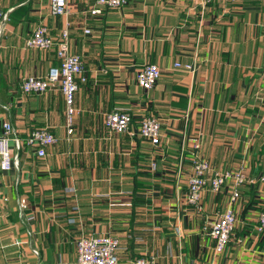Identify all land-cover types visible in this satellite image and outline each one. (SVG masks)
Listing matches in <instances>:
<instances>
[{"label":"crops","instance_id":"0c3cea01","mask_svg":"<svg viewBox=\"0 0 264 264\" xmlns=\"http://www.w3.org/2000/svg\"><path fill=\"white\" fill-rule=\"evenodd\" d=\"M95 2L69 0L58 17L50 0H0V135L10 122L23 144H12L19 169L0 170V264H78L77 240L102 236L119 239V264H263L264 0H128L93 16ZM40 24L55 38L68 29L85 63L71 140L61 91H22L23 79L60 65L55 51L26 47ZM147 64L162 69L151 90L137 78ZM110 112L131 113L134 135L107 130ZM145 116L161 121L159 146L138 135ZM44 127L58 141L40 159L26 140ZM196 142L216 169L243 168L250 180L235 205V248L221 256L204 227L227 207L231 185L207 191L201 213L188 204Z\"/></svg>","mask_w":264,"mask_h":264},{"label":"built area","instance_id":"2783aa9c","mask_svg":"<svg viewBox=\"0 0 264 264\" xmlns=\"http://www.w3.org/2000/svg\"><path fill=\"white\" fill-rule=\"evenodd\" d=\"M217 0H200L206 5ZM235 3L239 0H227ZM128 4V0H96L95 5L89 10L93 16L104 14V9L120 10ZM69 0H50V12L54 16H65L69 14ZM88 29L86 33H90ZM70 32L64 29L60 38L52 37L50 30L40 24L33 35L26 41V47L30 49H41L55 51L56 58L60 65L50 69L46 77H27L22 80V91L26 95H42L51 91L60 90L66 105V131L69 140L75 135V120L79 115L76 104V94L81 84L88 82L85 77V63L80 55L73 53L71 48ZM175 68L188 73L196 71L193 64H175ZM162 69L159 65L147 64L140 69L137 75L139 86L144 90L153 89L160 77ZM133 116L128 112H110L105 119L106 129L116 134H131ZM161 121L154 116H145L141 119L138 127V135L148 139L154 146H159L162 136ZM58 139L46 127L36 129L28 136L26 144L36 150L38 158L47 156V148L57 144ZM14 144L16 150L22 147V141L18 137L16 129L10 122L3 125V134L0 135V170L7 172L12 169H19V155L12 150ZM201 145L196 142L191 153L192 175L189 178L187 202L196 208L198 213L203 211L204 195L207 191L218 194L228 185H231L227 207L218 211L210 221H206L205 232L214 240V253L221 256L230 248L232 238L237 231L238 216L235 212V205L238 203L241 194V187L249 183L243 168L237 171L223 172L216 169L210 162L200 155ZM260 184H264V173L260 176ZM27 208L26 201L20 202V209L23 212ZM255 231L257 236L264 234V203L259 210ZM241 241H239L240 243ZM120 241L115 237H82L77 240L76 250L78 251V264H119ZM38 255V251H35ZM263 255V254H262ZM132 264H159L154 258L137 259Z\"/></svg>","mask_w":264,"mask_h":264},{"label":"rangeland","instance_id":"374dc122","mask_svg":"<svg viewBox=\"0 0 264 264\" xmlns=\"http://www.w3.org/2000/svg\"><path fill=\"white\" fill-rule=\"evenodd\" d=\"M236 245L233 241L231 242V244H230V251H228L229 253H232L233 251L232 250H234V248H235V246L234 245ZM232 249V250H231ZM259 252H261L260 250H258ZM254 254V257L253 256H251V261H256V260H258L257 258H255L256 256H258V254H256V253H253ZM259 256H262V255H259ZM250 261V262H251ZM259 261V260H258ZM261 261V260H260ZM239 264H246V263H244V262H239ZM249 264H251V263H249Z\"/></svg>","mask_w":264,"mask_h":264},{"label":"trees","instance_id":"16d2710c","mask_svg":"<svg viewBox=\"0 0 264 264\" xmlns=\"http://www.w3.org/2000/svg\"><path fill=\"white\" fill-rule=\"evenodd\" d=\"M258 245H259V250L263 252V255H262L263 259L261 260V262L264 264V234L259 237Z\"/></svg>","mask_w":264,"mask_h":264}]
</instances>
